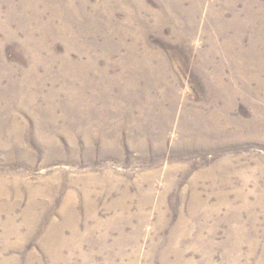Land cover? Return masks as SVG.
I'll return each mask as SVG.
<instances>
[{
	"label": "rangeland",
	"instance_id": "1",
	"mask_svg": "<svg viewBox=\"0 0 264 264\" xmlns=\"http://www.w3.org/2000/svg\"><path fill=\"white\" fill-rule=\"evenodd\" d=\"M0 264H264V0H0Z\"/></svg>",
	"mask_w": 264,
	"mask_h": 264
}]
</instances>
